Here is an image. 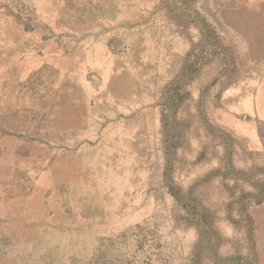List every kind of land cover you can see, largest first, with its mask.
<instances>
[{
    "label": "rangeland",
    "instance_id": "1",
    "mask_svg": "<svg viewBox=\"0 0 264 264\" xmlns=\"http://www.w3.org/2000/svg\"><path fill=\"white\" fill-rule=\"evenodd\" d=\"M164 1L153 76L116 37L53 65L0 0V264H264V1Z\"/></svg>",
    "mask_w": 264,
    "mask_h": 264
},
{
    "label": "crops",
    "instance_id": "2",
    "mask_svg": "<svg viewBox=\"0 0 264 264\" xmlns=\"http://www.w3.org/2000/svg\"><path fill=\"white\" fill-rule=\"evenodd\" d=\"M248 1L250 6H255L264 0ZM31 3L39 22L55 33L56 39L62 40L59 42L44 38L42 34L39 41L33 35L26 38H36V43L31 41V47L39 48L46 55V61L53 65H61L68 59L64 49L70 47L69 44L74 50L72 55L78 56L76 61L84 69L94 62L109 60L113 54L109 40L116 37L126 43L129 39L132 40L133 56L141 58L139 61L153 76L166 69L162 58L153 55L152 42H147L144 49L140 46L144 45L148 35L154 38L156 27L160 32L156 24L168 21L166 14L162 12V7L166 6L164 0H31ZM125 58L124 61L122 56L120 60H115V63L121 64L123 72L115 78L120 82H108L104 85H143L136 81L137 74L128 73L129 57ZM131 69L135 71L138 68L132 66Z\"/></svg>",
    "mask_w": 264,
    "mask_h": 264
}]
</instances>
